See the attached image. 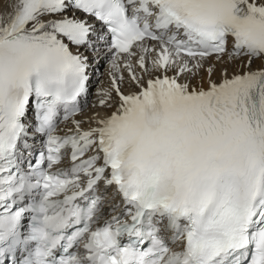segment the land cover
Listing matches in <instances>:
<instances>
[{"label": "snow or ice", "instance_id": "snow-or-ice-1", "mask_svg": "<svg viewBox=\"0 0 264 264\" xmlns=\"http://www.w3.org/2000/svg\"><path fill=\"white\" fill-rule=\"evenodd\" d=\"M89 17L111 111L58 135L89 89L80 49L100 58ZM213 56L242 70L213 79ZM29 113L47 139L25 168ZM0 264H264V0H0Z\"/></svg>", "mask_w": 264, "mask_h": 264}, {"label": "bare ground", "instance_id": "bare-ground-1", "mask_svg": "<svg viewBox=\"0 0 264 264\" xmlns=\"http://www.w3.org/2000/svg\"><path fill=\"white\" fill-rule=\"evenodd\" d=\"M149 45H154L155 42H147ZM104 46V45H103ZM99 48H102L101 52H100V58H99V62H98V67H100L102 64H104V62L107 60V66L105 68V70L99 75L97 76H100L99 78H94L91 80V84L90 86L94 85V84H98V86L96 87V90L94 92V94L92 95L91 91H89V95H87V98H86V104H85V107H84V110L82 112L79 113V115L77 116V119L78 120H81L82 121V125H86L88 127L90 126H94V118L96 116V114H99L100 116H105L107 114L110 113V109H107V108H104V107H101L98 103L99 99H100V96H99V93H98V90L101 89V88H107L109 87V84H110V77L108 75L110 69H111V65H110V60H111V56L110 54L105 50V46L102 47L100 46ZM88 55H89V58H90V63H93V61L91 60V53L90 51L88 52ZM215 57H211L209 58L208 60V65L210 64H214L215 62ZM240 63L239 61H235V62H231V63H218L216 64L215 66V71H214V74H213V79H216V80H219L220 78V75H221V68H224L226 67L229 71V74H231L232 72L234 71H240L242 70L241 67H240ZM261 64V61L260 60H255L252 64V68H257L259 67ZM205 67H207L205 65ZM138 73H139V69H137ZM205 72V71H204ZM201 73H203L202 71L199 73L198 76H196L195 78L191 79V84L192 85H197L199 84L197 82V79L198 77H200ZM124 76H125V81L124 83L122 84V91H124L125 93L129 92V91H132V90H135V86L132 85L130 86L128 81H127V72L125 71L124 73ZM170 75L172 73H169ZM204 74V73H203ZM145 76V79L148 78L147 74H144ZM185 77H181L182 80H184ZM204 80V86L206 87L207 86V74L205 72L204 74V77L202 78ZM201 79V80H202ZM99 82V83H98ZM89 103V104H88ZM72 125V124H70Z\"/></svg>", "mask_w": 264, "mask_h": 264}, {"label": "rangeland", "instance_id": "rangeland-1", "mask_svg": "<svg viewBox=\"0 0 264 264\" xmlns=\"http://www.w3.org/2000/svg\"><path fill=\"white\" fill-rule=\"evenodd\" d=\"M101 50H102V48H100V52H101ZM94 55V53H92L91 52V56H93ZM106 60H108V59H106ZM97 62V61H96ZM214 64H215V66H216V64H218V62H214ZM106 66H107V62L105 61L104 62V64L101 66V69H102V71L103 70H105V68H106ZM206 66H208V62H207V64H206ZM202 72L205 74V72L202 70ZM203 73H201V75H200V77H198V79H197V82L199 83V82H201V79L204 77V74ZM101 74V73H100ZM99 78V77H98ZM100 79L101 78H99V80L98 81H100ZM99 83V82H98ZM95 87H96V85L93 87V89H95Z\"/></svg>", "mask_w": 264, "mask_h": 264}]
</instances>
